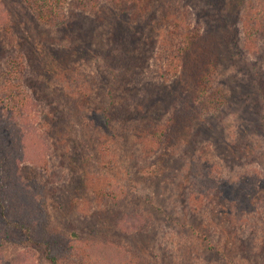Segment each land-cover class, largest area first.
I'll return each mask as SVG.
<instances>
[{"label": "rangeland", "instance_id": "obj_1", "mask_svg": "<svg viewBox=\"0 0 264 264\" xmlns=\"http://www.w3.org/2000/svg\"><path fill=\"white\" fill-rule=\"evenodd\" d=\"M118 1L47 22L0 0V264H52L53 231L144 264H264V36L224 26L195 93L185 38L210 32L215 1Z\"/></svg>", "mask_w": 264, "mask_h": 264}, {"label": "trees", "instance_id": "obj_2", "mask_svg": "<svg viewBox=\"0 0 264 264\" xmlns=\"http://www.w3.org/2000/svg\"><path fill=\"white\" fill-rule=\"evenodd\" d=\"M29 7L34 9L39 13L40 17L47 22H55L57 15L62 12L63 7L66 2L69 0H25ZM88 0H82V2H87ZM216 3V8L218 10V16L212 15V11L201 10V15L207 14V19L211 20L208 33L204 35L201 34V31H196L193 33L194 37H190V34L186 36V49L185 53L190 57L191 63L186 61L183 66L184 72V81L191 83L190 86L194 88V92H209L212 87V74L210 70L204 73V66L208 64V58L211 54H216L217 51L224 50L222 45V38H225V35L221 34L222 28L225 26L227 30L234 31L238 22L244 25V33L248 36V41L252 42L253 39L258 36H264V0H253V3H250L249 0H239L238 4L232 5L230 8L224 5V0H214ZM121 5H124L126 0L118 1ZM243 3V4H242ZM242 4V5H241ZM173 6H171L172 8ZM238 7V9H237ZM242 7V8H241ZM156 7L152 8L151 15L155 17ZM227 10V11H226ZM240 10V15L237 12ZM216 9L214 10V13ZM226 12V14H223ZM221 28V29H220ZM185 33H183L184 35ZM236 32L234 31V36ZM207 41L208 46L200 44ZM228 40V39H227ZM204 53H200V51ZM195 54V57L193 56ZM186 56V57H187ZM220 53L215 61L222 62L220 59ZM185 57V60H186ZM187 59V60H188ZM214 62V61H213ZM208 67V66H207ZM182 76L180 78H182ZM186 84V83H185ZM211 85V87L208 85ZM176 85V91L184 86L182 81ZM171 89V88H169ZM172 91V90H171ZM249 148L247 150H252L257 147L252 146L250 142H247ZM250 143V144H249ZM251 153V152H250ZM255 176L250 177V181L255 182ZM214 183L217 182L218 193H224L225 187L229 184L228 179L219 182V179L213 177ZM240 185V198L242 199V204L247 201L254 200L256 198L255 191L251 190L250 194L244 193L245 189L243 182L238 180ZM210 183V181H209ZM258 183V182H257ZM260 184L262 182H259ZM235 185H238L235 183ZM261 186V185H260ZM257 190L258 188H254ZM262 200L257 202L258 205L262 204ZM264 204V203H263ZM260 221H264V213L261 211ZM138 223V222H136ZM133 223V224H136ZM52 232V231H51ZM42 244L44 245L48 258L52 264H144V260L140 255L130 252L121 245L113 241H100V240H87V241H78L76 239H70V237H65L61 235L60 231H53L51 237L47 239L46 234H41ZM143 260V261H142Z\"/></svg>", "mask_w": 264, "mask_h": 264}]
</instances>
